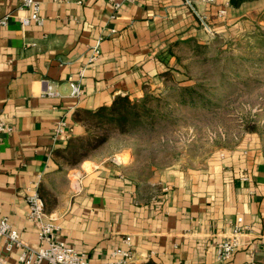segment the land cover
Instances as JSON below:
<instances>
[{
    "label": "crops",
    "instance_id": "obj_1",
    "mask_svg": "<svg viewBox=\"0 0 264 264\" xmlns=\"http://www.w3.org/2000/svg\"><path fill=\"white\" fill-rule=\"evenodd\" d=\"M199 5L209 23L251 3ZM118 4V6H116ZM20 0H0V219L31 248L37 228L26 219L25 188L38 182L44 220L55 237L90 261L126 249L130 264H264V153L238 148L217 153L203 168L173 166L139 172L131 160L85 158L76 166L54 155L83 126L75 111L108 104L117 94L140 97L162 84L173 66L170 43L200 36V20L183 0H41L42 25L22 28ZM222 18V17H221ZM114 32H111V30ZM100 39V53L89 62ZM81 73V74H80ZM78 81L79 97L70 94ZM46 82L57 95L45 94ZM59 122L61 132L55 129ZM242 217L239 246L218 261L216 245ZM19 249L0 255L20 264Z\"/></svg>",
    "mask_w": 264,
    "mask_h": 264
},
{
    "label": "rangeland",
    "instance_id": "obj_2",
    "mask_svg": "<svg viewBox=\"0 0 264 264\" xmlns=\"http://www.w3.org/2000/svg\"><path fill=\"white\" fill-rule=\"evenodd\" d=\"M209 25L211 32L200 23L201 34L195 39L207 47L197 51L194 43L181 41L174 48L178 62L171 66L169 81L198 83L204 87L198 88L202 97L185 105L169 97L161 120L129 135H110L87 158L131 160L145 175L168 166L203 168L217 153L238 148L264 153V61L254 37L246 35L264 30V0Z\"/></svg>",
    "mask_w": 264,
    "mask_h": 264
},
{
    "label": "built area",
    "instance_id": "obj_3",
    "mask_svg": "<svg viewBox=\"0 0 264 264\" xmlns=\"http://www.w3.org/2000/svg\"><path fill=\"white\" fill-rule=\"evenodd\" d=\"M194 13L199 17L200 23L204 28L211 32L205 20V16L200 15L195 3L202 5H212L215 0H183ZM41 0H20L19 9H25L26 15L18 17V21L22 28L31 24L42 25L43 17L41 16L40 8ZM118 6V4H116ZM217 15L222 17L225 15V9L217 10ZM7 17L0 20V24L6 23ZM111 32H114L112 29ZM100 39L96 41L92 47L91 54L88 61L93 62L100 53ZM81 74V73H80ZM45 94L55 96L57 91L52 84L46 82ZM70 94L73 97H79L81 89L78 81L70 80ZM63 122H59L55 132H61ZM9 131L10 127L0 122V131ZM25 201L27 203L28 211L26 219L28 222L35 225L37 228V240L39 246L31 248L21 238L19 232L13 225L3 217L0 219V243L5 255L11 253L14 249H19L17 260L20 264H130L133 259V251L131 249L130 237L124 239L127 245L126 249H118L111 253V257L105 260L90 261L85 255L72 246L68 245L62 240L55 237V230L57 229L54 222L44 220V201L38 192V182H31L25 188ZM242 217H236L230 231L224 235L223 239L216 245V258L218 261H228L233 252L241 246L240 238L242 235ZM5 255H0V264H5Z\"/></svg>",
    "mask_w": 264,
    "mask_h": 264
},
{
    "label": "trees",
    "instance_id": "obj_4",
    "mask_svg": "<svg viewBox=\"0 0 264 264\" xmlns=\"http://www.w3.org/2000/svg\"><path fill=\"white\" fill-rule=\"evenodd\" d=\"M257 0H229L232 7H239L244 2ZM209 27V22L206 21ZM214 27V26H213ZM251 35L256 40L261 49L260 60L264 61V30L257 28ZM194 38L176 40L167 48V54L173 56L178 62L174 53V48L181 42L194 43L197 51L207 47L206 44L195 41ZM162 79V88L151 90L144 86L140 97L130 98L127 94L115 95L110 103L100 105L94 109H82L75 111L73 118L83 126L81 134L69 137L66 145L62 149H56L54 155L62 158L63 162L69 166L78 165L83 159L87 158V153L104 143L110 135H129L142 125H153L167 114L169 97H173L179 104H194L199 87L204 88L198 83L182 85L172 80V67L159 74ZM175 92V93H173ZM145 264H152L150 261Z\"/></svg>",
    "mask_w": 264,
    "mask_h": 264
},
{
    "label": "water",
    "instance_id": "obj_5",
    "mask_svg": "<svg viewBox=\"0 0 264 264\" xmlns=\"http://www.w3.org/2000/svg\"><path fill=\"white\" fill-rule=\"evenodd\" d=\"M196 14V13H195ZM196 16L198 17V15L196 14ZM199 18V17H198Z\"/></svg>",
    "mask_w": 264,
    "mask_h": 264
}]
</instances>
